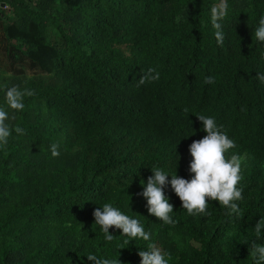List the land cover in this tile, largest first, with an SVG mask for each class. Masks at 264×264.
Returning <instances> with one entry per match:
<instances>
[{"label": "trees", "instance_id": "1", "mask_svg": "<svg viewBox=\"0 0 264 264\" xmlns=\"http://www.w3.org/2000/svg\"><path fill=\"white\" fill-rule=\"evenodd\" d=\"M5 4L3 7L1 4ZM219 0H0V107L12 133L0 149V264H91L87 255L139 264L159 237L169 264H255L264 243V0H229L218 43ZM159 72V79H141ZM211 75L214 83L205 84ZM16 86L25 107H8ZM212 115L242 156L237 214L216 201L174 225L138 195L151 168L189 178L188 146ZM23 129L22 134L15 128ZM56 144L59 155L51 154ZM170 179V177H169ZM129 201H128V197ZM112 203L137 218L149 241H112L93 210Z\"/></svg>", "mask_w": 264, "mask_h": 264}, {"label": "clouds", "instance_id": "2", "mask_svg": "<svg viewBox=\"0 0 264 264\" xmlns=\"http://www.w3.org/2000/svg\"><path fill=\"white\" fill-rule=\"evenodd\" d=\"M229 0H219L218 5L211 9V23L216 29L214 35L218 43H222L224 34L222 31V21L228 15ZM254 35L257 41L264 42V16L259 18L255 27ZM151 75L142 78L159 79V72L155 69L149 70ZM264 82V75L260 76ZM205 84L214 83L211 75L204 77ZM30 90L21 91L16 86L6 90L5 96L8 107L14 110H22L25 107L24 96L31 95ZM201 122L202 130L206 133L199 140H193L188 146L190 161L187 171L189 178H184L176 174L177 159L174 173H170L161 167L151 168V175L147 177L146 183L141 180L142 191L138 195L145 200L147 213L158 218L165 224L174 225L176 220L173 216V204L169 202V197L165 194V189L170 186L171 191L179 198L180 206L190 216L207 214L208 203L216 201L223 205L232 213L239 211L238 201L243 199L242 188L239 186L242 180L241 165L242 156L232 153L229 150L235 147V140L231 138L223 126L219 125L212 115H196ZM9 113L0 107V149L4 148L9 141L12 133L7 123ZM15 132L23 133V129L16 127ZM51 154L59 155L56 144L51 146ZM170 177V179H169ZM128 197V196H127ZM129 201V197H128ZM94 223L103 232L106 241H112L114 235L109 231L112 228L120 230V234L129 240L142 239L149 241L151 233L146 231L144 225L137 218H133L119 207L112 203H104L93 210ZM264 229V221L258 222L255 226L256 232ZM140 257L139 264H169V254L162 248L150 245L146 250L138 252ZM251 255L255 264H264V243H252ZM87 260L91 264H120L116 259L107 257L100 258L95 254L87 255Z\"/></svg>", "mask_w": 264, "mask_h": 264}, {"label": "rangeland", "instance_id": "3", "mask_svg": "<svg viewBox=\"0 0 264 264\" xmlns=\"http://www.w3.org/2000/svg\"><path fill=\"white\" fill-rule=\"evenodd\" d=\"M1 5H2L3 7H6L5 4H1ZM0 73H2L1 70H0ZM153 244H154L155 246H158V247L162 248L163 250H166V246H167V244L164 243L163 240H161L159 237H157V238H155V239L153 240Z\"/></svg>", "mask_w": 264, "mask_h": 264}, {"label": "water", "instance_id": "4", "mask_svg": "<svg viewBox=\"0 0 264 264\" xmlns=\"http://www.w3.org/2000/svg\"><path fill=\"white\" fill-rule=\"evenodd\" d=\"M3 4V3H2Z\"/></svg>", "mask_w": 264, "mask_h": 264}]
</instances>
